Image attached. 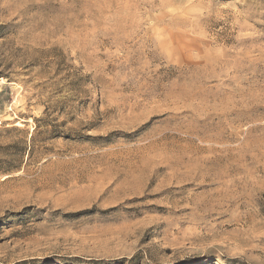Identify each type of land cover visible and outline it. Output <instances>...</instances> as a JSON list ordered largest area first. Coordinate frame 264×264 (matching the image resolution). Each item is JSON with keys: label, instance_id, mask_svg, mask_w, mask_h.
<instances>
[{"label": "rangeland", "instance_id": "obj_1", "mask_svg": "<svg viewBox=\"0 0 264 264\" xmlns=\"http://www.w3.org/2000/svg\"><path fill=\"white\" fill-rule=\"evenodd\" d=\"M0 264H264V0H0Z\"/></svg>", "mask_w": 264, "mask_h": 264}]
</instances>
